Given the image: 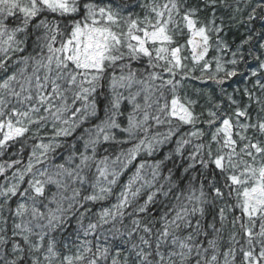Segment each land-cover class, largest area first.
Wrapping results in <instances>:
<instances>
[{
    "label": "snow or ice",
    "instance_id": "1",
    "mask_svg": "<svg viewBox=\"0 0 264 264\" xmlns=\"http://www.w3.org/2000/svg\"><path fill=\"white\" fill-rule=\"evenodd\" d=\"M247 6L0 0V264H264V30L222 35Z\"/></svg>",
    "mask_w": 264,
    "mask_h": 264
},
{
    "label": "trees",
    "instance_id": "2",
    "mask_svg": "<svg viewBox=\"0 0 264 264\" xmlns=\"http://www.w3.org/2000/svg\"><path fill=\"white\" fill-rule=\"evenodd\" d=\"M249 2H250V0H238L239 7L241 9H243V18L244 19H246L247 13L251 11V7L247 6L249 4ZM251 3H252V6H254L255 0H251ZM257 11H258V16H264V12H260V10H257ZM204 15H207V14H204ZM238 19H239V17H238ZM217 23H219V20H217ZM247 27H252L255 29V31L257 33H259L261 30H264V20L256 19L251 25L241 27V26H238L235 22L228 21L227 19H225V30L222 33V35L233 47H235V45L238 44L240 42V39L243 38V36L245 35ZM212 54H214V53H212ZM249 65L254 67V64L251 61H249ZM240 69H241V71H245L246 70L245 65L242 64L240 66ZM238 86L239 87L244 86L243 83L241 82L240 77L234 78L233 80L228 81L224 85V87L228 93H231L233 88L238 87ZM192 87H193L192 85L189 86L190 90H192ZM194 87L195 88H203L205 92L210 91L217 102L223 101L222 108L224 110H227L228 102H227L226 98H224L221 95L220 90L217 86L211 84V82H209L207 85H202L199 81H197V82H195ZM205 99L206 98L200 99V103L204 104ZM126 179H127L126 176L122 178V180H126ZM226 239H227V233L225 234V240Z\"/></svg>",
    "mask_w": 264,
    "mask_h": 264
}]
</instances>
